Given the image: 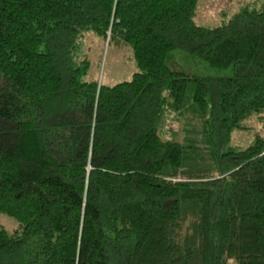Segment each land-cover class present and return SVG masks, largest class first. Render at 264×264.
<instances>
[{
  "label": "trees",
  "instance_id": "1",
  "mask_svg": "<svg viewBox=\"0 0 264 264\" xmlns=\"http://www.w3.org/2000/svg\"><path fill=\"white\" fill-rule=\"evenodd\" d=\"M198 0H0V264H264V7L215 27ZM136 71L86 80L78 37ZM179 50L226 69H174Z\"/></svg>",
  "mask_w": 264,
  "mask_h": 264
},
{
  "label": "rangeland",
  "instance_id": "2",
  "mask_svg": "<svg viewBox=\"0 0 264 264\" xmlns=\"http://www.w3.org/2000/svg\"><path fill=\"white\" fill-rule=\"evenodd\" d=\"M264 0H198L194 20L198 25L215 27L226 23L235 13L243 10H260ZM76 51L77 61L86 58L89 68L86 80H96L104 85H114L117 82L130 80L136 71L132 49L128 45L108 44L92 31H85L78 37ZM174 69L202 76L229 75L230 68L218 69L209 66L194 56L179 50L170 55ZM257 137H264V112L252 113L241 122V128L231 134L229 147L240 150L251 144ZM0 222L8 233L18 225L17 221L7 215H0Z\"/></svg>",
  "mask_w": 264,
  "mask_h": 264
}]
</instances>
